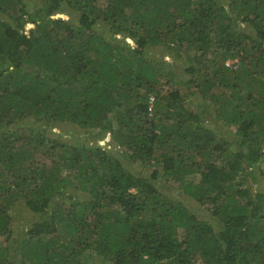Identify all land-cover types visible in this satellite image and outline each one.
Listing matches in <instances>:
<instances>
[{"label":"trees","instance_id":"trees-1","mask_svg":"<svg viewBox=\"0 0 264 264\" xmlns=\"http://www.w3.org/2000/svg\"><path fill=\"white\" fill-rule=\"evenodd\" d=\"M15 202L45 214L8 256ZM1 235L0 264H264V0H0Z\"/></svg>","mask_w":264,"mask_h":264},{"label":"rangeland","instance_id":"rangeland-1","mask_svg":"<svg viewBox=\"0 0 264 264\" xmlns=\"http://www.w3.org/2000/svg\"><path fill=\"white\" fill-rule=\"evenodd\" d=\"M65 6V3L61 6V9H59V12H55L54 14H63V16H68L70 13H67L66 10H70V8L66 7L65 10L63 9ZM65 16V17H66ZM31 24L27 25L29 27ZM130 39H128L129 41ZM234 60H229V62H232ZM206 117H203V120H206ZM207 121V120H206ZM29 123V122H28ZM212 126L213 128H217L219 130V135L221 132L227 135V132L225 129H220L217 127V125L207 122ZM94 129L86 128L78 126L74 123H62V125H59L58 127H55L53 131L50 132V136L56 139V141L64 142V141H71L76 138L77 135L82 136L84 139L92 138L94 136V133L92 132ZM109 140V134L104 136L103 138L99 139V143L105 145L107 141ZM110 148V151L113 153V155L117 156L120 160H122L124 163L127 162L128 156L124 149H121L117 146H112V144H109L107 146ZM133 167L136 168H142L145 166V162H141L140 160L132 162ZM82 193L78 192L77 196L81 197ZM182 199L185 200L187 205L195 212L200 213L203 215L204 218L215 222L214 218L208 210L201 206L198 202H196L193 199H190L187 195L182 194ZM17 203V202H15ZM50 207L48 208L47 212H50ZM10 213V221H11V233L8 235L7 238L4 239V243L6 246V249L9 251L8 256L12 255L13 252L15 253L19 244L20 239L24 237L25 235V223L28 221H32L37 218V216H41L42 214H45V212L39 213V212H31L27 207H24L21 203H17L14 205V208H11L8 210ZM1 239L4 238V235L0 236Z\"/></svg>","mask_w":264,"mask_h":264},{"label":"built area","instance_id":"built-area-1","mask_svg":"<svg viewBox=\"0 0 264 264\" xmlns=\"http://www.w3.org/2000/svg\"><path fill=\"white\" fill-rule=\"evenodd\" d=\"M227 63H231V62H229V60H227Z\"/></svg>","mask_w":264,"mask_h":264}]
</instances>
